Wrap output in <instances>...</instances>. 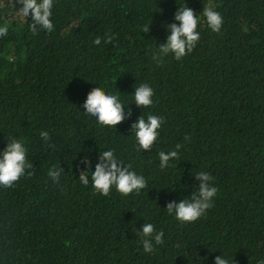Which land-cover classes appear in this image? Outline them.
<instances>
[{
  "label": "trees",
  "instance_id": "obj_1",
  "mask_svg": "<svg viewBox=\"0 0 264 264\" xmlns=\"http://www.w3.org/2000/svg\"><path fill=\"white\" fill-rule=\"evenodd\" d=\"M181 5L211 7L221 28L201 18L191 52L154 60ZM20 6L0 0V149L23 137L30 168L0 186V264H213L222 253L264 264V0H53L51 32H33ZM141 82L153 89L147 108L130 103ZM99 85L129 103L115 128L81 112ZM145 113L163 118L147 151L130 131ZM108 148L144 189L101 195L80 184ZM173 148L178 158L160 168L158 153ZM53 167L63 169L56 182ZM201 170L217 193L180 222L165 206L189 196ZM143 221L163 233L150 252L136 231Z\"/></svg>",
  "mask_w": 264,
  "mask_h": 264
},
{
  "label": "clouds",
  "instance_id": "obj_2",
  "mask_svg": "<svg viewBox=\"0 0 264 264\" xmlns=\"http://www.w3.org/2000/svg\"><path fill=\"white\" fill-rule=\"evenodd\" d=\"M20 7L17 13L22 18L29 20V27L33 32L44 30L51 32L54 24L52 20L53 0H19ZM203 18L208 28L213 32L220 30L222 16L211 7H204L199 14L187 5H181L174 13L175 22L165 25L167 28L166 40L159 44L153 52V59L171 54L179 60L186 53L192 51L200 38L197 30L198 24ZM178 22V23H177ZM142 32H147L148 24L141 25ZM7 33V26H0V36ZM99 43V41H95ZM140 108H147L153 104V89L144 82L133 85L131 92V102ZM129 103L122 101L118 94L112 93L105 88L93 87L86 93L82 108L86 116L92 118L96 124L108 128H115L116 125L125 118L128 112ZM163 123V118L159 115L145 113L138 115L130 127L135 144L140 150L147 151L158 139L159 130ZM40 136L47 139L48 131L41 130ZM179 145L176 146L178 148ZM27 148L23 137H10L5 146L0 149V186L8 187L26 174L30 168V163L26 159ZM159 167L165 168L170 161L178 158L175 148L158 153ZM61 167H53L48 170V175L54 182L61 178ZM197 183L189 196H184L179 201H169L165 209L169 215L175 217L180 222H193L211 207L213 198L217 193L216 186L211 183V176L207 171H197L193 174ZM81 185H89L101 195H107L115 190L122 195L138 193L146 186V179L143 175L131 170L117 157L113 150L108 148L98 150L96 163L86 172L79 175ZM141 236V243L145 252H150L154 244L162 240L163 233L155 230L150 222H144L136 230ZM213 264H230V260L223 253L213 258Z\"/></svg>",
  "mask_w": 264,
  "mask_h": 264
}]
</instances>
